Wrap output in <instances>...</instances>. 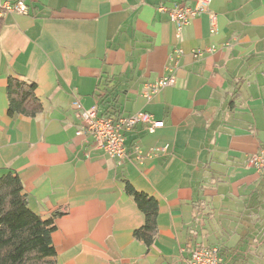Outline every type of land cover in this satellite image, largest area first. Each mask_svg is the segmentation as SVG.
<instances>
[{"label": "crops", "instance_id": "0c3cea01", "mask_svg": "<svg viewBox=\"0 0 264 264\" xmlns=\"http://www.w3.org/2000/svg\"><path fill=\"white\" fill-rule=\"evenodd\" d=\"M24 1L28 14L0 19V175L55 216L57 264H188L202 245L220 264H264V172L246 165L264 148V0H211L180 36L169 10L197 0ZM12 77L36 82L42 112L8 113ZM77 98L162 125L127 131L119 163L77 135ZM126 179L159 202L151 245L134 236L145 217Z\"/></svg>", "mask_w": 264, "mask_h": 264}, {"label": "trees", "instance_id": "16d2710c", "mask_svg": "<svg viewBox=\"0 0 264 264\" xmlns=\"http://www.w3.org/2000/svg\"><path fill=\"white\" fill-rule=\"evenodd\" d=\"M36 89L34 81L12 77L7 88L8 113L32 117L42 112L43 102ZM111 107L116 108L109 106L103 116L120 114L110 113ZM124 184L145 217L144 224L134 230V236L151 245L158 234L159 202L128 179ZM56 228L55 216L45 218L29 206L28 194L17 172L8 170L0 175V264H57L52 238Z\"/></svg>", "mask_w": 264, "mask_h": 264}, {"label": "built area", "instance_id": "2783aa9c", "mask_svg": "<svg viewBox=\"0 0 264 264\" xmlns=\"http://www.w3.org/2000/svg\"><path fill=\"white\" fill-rule=\"evenodd\" d=\"M211 0H197L194 6L178 5L169 10L171 19L176 22L178 36L191 19L197 15L207 12L210 8ZM165 9L166 7H161ZM29 7L24 0H0V19L8 13L28 14ZM217 30L216 14H211V31ZM178 55L181 50L178 49ZM197 56L200 54L197 53ZM172 58V57H171ZM176 82V75L171 74L148 83L144 88V96L151 100L166 86H173ZM77 109L80 123L77 128V135L90 134L104 151L119 163H123L128 157V150L125 145L126 132L134 129L137 125H146L148 131H154L162 125L149 112L137 111L129 115H119L117 117L99 115L96 106L85 107L81 100L77 98L73 102ZM138 156H141L139 146H136ZM141 158V157H140ZM246 165L254 167L264 172V148L259 152L250 154L246 159ZM221 257L218 249L207 246H199L192 251V256L188 264H220Z\"/></svg>", "mask_w": 264, "mask_h": 264}]
</instances>
